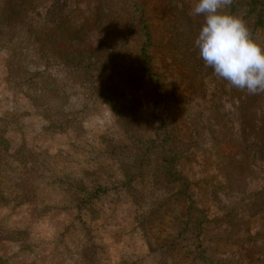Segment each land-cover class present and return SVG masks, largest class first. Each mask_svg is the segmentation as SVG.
<instances>
[{"label":"rangeland","instance_id":"1","mask_svg":"<svg viewBox=\"0 0 264 264\" xmlns=\"http://www.w3.org/2000/svg\"><path fill=\"white\" fill-rule=\"evenodd\" d=\"M139 1L151 25L155 70H176L179 80L174 79L181 84V99L171 107L177 113L181 140L194 141L200 113L196 105H201L194 102L177 109L182 100H206L218 140L221 133L228 134L224 123L241 124L243 119L253 123L256 116H240L239 108L264 102V93L238 90L208 67V80L191 79L189 64L200 57L194 41L203 24V16L189 15L196 0ZM119 4V0H21L12 2L10 9L27 8L35 32L52 29L70 38L105 18L100 11L104 5L116 9ZM235 5L233 14L241 16L254 38L264 43L255 14L247 17L246 0H236ZM105 38L104 49L89 50L98 68L112 57L110 44L122 39L114 29L107 30ZM10 59L0 50V264H202L196 258L198 244L210 256L241 250L243 264H264L251 252L253 243L264 241L262 154L254 151L242 166L231 142L218 141L212 149L189 148L187 159L178 163L179 171L193 183L190 192L210 222L199 243L190 236L183 240L178 234L188 205L173 199L179 182H157L154 172L147 171L135 187L123 186L122 164L132 163L136 151L111 105L87 86L68 83L66 125L63 116L11 87ZM50 73L64 78L57 68ZM94 82L109 88L97 70ZM155 87V80L148 79L112 89L113 100L119 98L137 115L142 137L153 136ZM257 131L264 140V122ZM228 170L234 172L237 188L246 190L244 197L233 198L235 185ZM243 206L247 213L237 214L235 225L231 211Z\"/></svg>","mask_w":264,"mask_h":264},{"label":"trees","instance_id":"2","mask_svg":"<svg viewBox=\"0 0 264 264\" xmlns=\"http://www.w3.org/2000/svg\"><path fill=\"white\" fill-rule=\"evenodd\" d=\"M20 1L0 0V50H5L11 56L7 70L11 87L31 98L35 104L43 105L63 116L62 120L66 121V125L69 124L65 111L68 104L66 84L87 86L94 93H98L118 114L119 122L136 151L132 163L122 164L121 169L125 177L123 186L131 187L136 180L142 179L147 171L154 172L153 178L157 182H179L180 191L173 199L185 200L188 208L178 235L183 240L190 236L199 243L205 225L210 220L205 209L191 194L193 183L179 171L178 163L187 159L191 146L212 149L218 141L231 142L237 147L235 157L241 160L242 166L249 163L254 151L257 156L262 154L264 161V140L257 131L264 122V102H257L248 108H239L240 116H246L247 119L256 116L255 121L251 123L243 119L241 124L224 123L225 128L229 127L228 134L224 136L221 133L218 140L216 125L209 114L210 107L206 108V100L198 101L197 98L190 101L182 100L177 109L194 102L201 104L196 105L200 113L195 118L198 130L194 133V141L184 142L177 135V113L171 110L173 103L176 104L181 99L178 95L181 84L176 80L179 78L174 77L177 75L176 70L161 72L155 70L151 25L139 0H119L120 4L116 9L104 5L100 11L105 18L96 26L83 27L70 38L52 29L35 32L30 25V11L27 8L22 7L17 11L10 9L12 2ZM235 1L233 0L231 5V13L236 9ZM246 6L247 17L255 14L256 28L264 30V0H246ZM116 13L120 14L121 18H117ZM109 29L118 31L122 39L110 44L112 57L98 68L89 50L105 48V35ZM189 66L192 80H208L209 74L205 71L206 67L200 57ZM53 68L62 71L64 78H57V75L51 74ZM96 70L99 78L109 84V88L102 89L94 82ZM148 79L155 80L158 99L152 112L155 123L152 129L153 136L142 137L137 115L126 109L119 98L113 100L112 89ZM131 116L135 117L134 120ZM153 163H156L157 167L154 168ZM233 173L229 170L227 173L231 185H235L232 188L233 198L244 197L246 190L237 188L236 176ZM244 208L243 206L236 208L235 212L231 211V219L235 225L238 221L236 215L243 216L247 213ZM196 248L198 249L196 258L202 264H243L245 260L241 250H236L225 257H216L208 255L200 244ZM251 252L264 260V241L253 243Z\"/></svg>","mask_w":264,"mask_h":264},{"label":"clouds","instance_id":"3","mask_svg":"<svg viewBox=\"0 0 264 264\" xmlns=\"http://www.w3.org/2000/svg\"><path fill=\"white\" fill-rule=\"evenodd\" d=\"M233 0H196L189 15L203 16L194 41L205 67L230 86L264 93V43L254 38L247 22L228 11Z\"/></svg>","mask_w":264,"mask_h":264}]
</instances>
